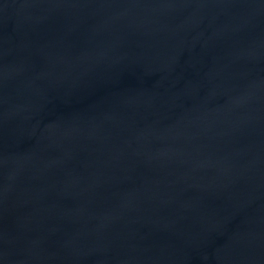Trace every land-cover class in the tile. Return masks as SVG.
I'll list each match as a JSON object with an SVG mask.
<instances>
[{
  "label": "water",
  "instance_id": "1",
  "mask_svg": "<svg viewBox=\"0 0 264 264\" xmlns=\"http://www.w3.org/2000/svg\"><path fill=\"white\" fill-rule=\"evenodd\" d=\"M0 264H264V0H0Z\"/></svg>",
  "mask_w": 264,
  "mask_h": 264
}]
</instances>
